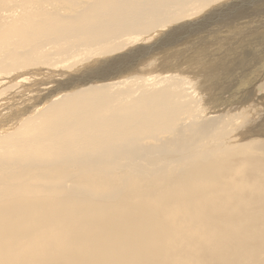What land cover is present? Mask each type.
Returning <instances> with one entry per match:
<instances>
[{"label": "bare ground", "instance_id": "1", "mask_svg": "<svg viewBox=\"0 0 264 264\" xmlns=\"http://www.w3.org/2000/svg\"><path fill=\"white\" fill-rule=\"evenodd\" d=\"M240 1L0 0V264H264V139H241L264 129V70L216 111L132 121L155 78L220 76L195 46L132 88L190 40L224 30L234 70L261 58L241 37L264 0Z\"/></svg>", "mask_w": 264, "mask_h": 264}, {"label": "rangeland", "instance_id": "2", "mask_svg": "<svg viewBox=\"0 0 264 264\" xmlns=\"http://www.w3.org/2000/svg\"><path fill=\"white\" fill-rule=\"evenodd\" d=\"M243 2H245V1H243ZM243 2L241 0L240 1V5ZM251 10H253V9H251ZM251 20H253V19H251ZM260 29L261 28H259L257 31H254L251 34L246 33L245 36L241 37V39L247 40L248 44L252 45L253 47H256L257 50L261 51V58L260 59H255L253 63H251L252 61L251 62L249 61L246 66H244V64L241 65L243 67L237 66L235 70L232 69V67L230 66V63H229L230 61L228 62L227 58H225L226 57V53L229 54V52L231 51V49H232V47L234 46L235 43L227 41L228 44H231L230 47H228L229 45H227V43L225 41L229 37V35H226V32L224 30H221L220 31L221 33L219 35L220 37H218L217 39L208 41L209 40L208 39L209 36H207V37H204L202 39L195 38L193 40H190L191 43L190 42H186L185 47L181 51H176L172 55V57H170L169 60L164 62V64H162L160 67L156 66L153 69L142 71L140 73V75L134 80V82L131 83V84H133L132 88L139 87L140 85H142L145 82L146 78L148 80L149 77H151V78L159 77L160 75H163L165 73H171L172 75H174V73H176L177 69H178L177 68L178 67V62H180V61L190 62L191 59L195 57L197 52L200 51V50L197 51V50H195L193 48V47L196 46V47L202 48L201 50L205 51L206 53H204V54L198 56L197 58H195L191 62V64H193V63L196 64L202 58L203 55H205L208 52L212 51V52H210L211 56L207 55V57H208L207 59L208 60L207 61L204 60L205 63L204 64L202 63L199 66V69H201V71H203L202 70L203 68L209 67V68L212 69L211 72L213 74H220V76L215 77V78H211V79L207 78V80H206V79H203L204 77L205 78L207 77V75L205 74V76L202 78V80H203L202 82H199V80H198V83H195L194 81H192L191 83H192L193 86L190 85V84H183L182 85V84L177 83V80L174 79V76L172 78H170V79L169 78H155V84L159 83V81L161 79H163L166 82H168V84H171V86L164 87V88L162 87L161 89L154 90L155 93H156V94H154L155 96H152V97H148L147 96L146 99H144V101L138 107L135 106L139 110H141L143 112L147 111L148 113L146 112V113L139 114L140 116L141 115L143 116V119H142V117L139 119V115L137 114L138 118L135 119V120H132V121H136L138 124H141L143 121L145 122V119H146L148 121L150 120L149 121L150 123H154V124L160 125L159 124L160 122L161 123H165L163 120L166 119L168 116L172 115V116H175V118H177L178 122H179V121L182 120V118L186 117L187 115H190L191 112H194V111H192L193 109L196 110L197 108H202L203 107L202 109H200V111L205 109V111L202 113L203 115L207 112V110H208L207 108H209L210 106H211L210 108H212L213 111H216L219 108V105H221V101H217L218 99L225 98V100H224V102H225L227 100L230 101V99H232L234 97V99H232L231 101H233V100L235 101L236 100L235 102H238L237 99L239 97H242L243 93H244V95H245V93H247L246 91H248L249 85H250V88H251V81H254L255 79L259 80L258 79L259 77L258 78H254V76H256V74L259 75L261 73L260 71L264 70V52H263L264 51L263 50V48H264V29L261 30L262 32H259ZM209 32H210V30L205 31V34H208ZM224 35H226L227 37L225 38ZM250 38H251V40H249ZM231 41H234V40H231ZM203 42H205V43H203ZM257 42L259 44H261L262 47H260V45L257 46L256 45ZM202 43L205 44V46ZM221 43H223V44H221ZM201 45H203V46H201ZM225 46H226V49H225ZM192 48H193V50H190ZM221 48L223 50H221ZM186 51H188V52H186ZM184 53H185V55H184V58L182 59V55ZM216 55H217V57H216ZM204 57H206V56H204ZM211 59L212 60L215 59L217 61L216 62L217 64H215L214 66L213 65L212 66H209V65L206 66L207 63L211 62ZM171 64L174 65L172 70L170 69V70L166 71L167 67H169ZM225 65H228V67H226ZM221 66H222V68H221ZM223 66H224V68L226 67V69H224ZM189 67L192 68V66H189ZM212 67H214V68L218 67L217 71L220 72L222 70V72L221 73H218V72L216 73V70L213 69ZM230 67H231V69H230ZM239 67H241V68H239ZM223 69H224V72H223ZM225 70H229V71L227 72ZM260 75H263V73L260 74ZM199 79H201V77ZM248 79H250V80H248ZM137 80H139L140 82H137ZM234 80L236 81L235 83H233ZM257 80H256V82H257ZM231 81H233V82H231ZM247 81L249 83L245 84V82H247ZM161 82H163V81H161ZM139 83H141V84H139ZM227 83H230V84L227 85ZM229 86H230V88H229ZM224 87L227 88V89H224ZM172 88H174V89H172ZM215 88L218 89V91H216ZM210 89L212 91L214 90V92L216 91V94H213L214 92L207 93ZM222 90H223L224 94H223V92H221ZM140 92H142V91L139 90V93ZM150 92H152V91H150ZM239 93H240V95H238ZM241 93H242V95H241ZM149 94L150 93H148V95ZM211 94H213V95H211ZM162 96H164V98L169 97V99H164V98H162ZM229 96H230V99H229ZM214 100L216 102H214ZM209 102H210V104H209ZM181 103H182V105H181ZM172 106H173V108H172ZM137 108L134 110L135 112H136V110H138ZM229 108H230V106L227 109H229ZM163 112H165V113H163ZM221 115H223V114H221ZM259 115L262 116V121L264 122L263 113H261ZM154 116H155V119H154ZM178 117H180V118H178ZM129 118H132V117H129ZM171 119H174V117L171 118ZM217 119L218 120L219 119L222 120L223 118L220 117V118H217ZM141 120H142V122H141ZM155 120H158L159 122L155 121ZM144 122H143L144 126L148 124L147 121H146V123H144ZM178 122H177V120H173L170 123H165L164 126H166L165 128H167L169 126H175V125L178 124ZM260 122L261 121H260L259 117L257 116L254 119V124H258ZM241 124H242V122H236V123H234V127H238ZM221 127H223V126L221 125L220 128ZM165 128H163V129H165ZM247 129H249V128H247ZM247 129H242V133H243L244 136L241 137L240 135H238L237 137L240 136L241 139H243V137L245 139L252 138V140L255 137H258V138H255V140H258L259 138L264 139V136H263L264 135V129H262V128H260V129L253 128L251 130L250 129L247 130ZM230 131H233V130H230ZM236 135L237 134H234L233 136H236ZM96 138H98V136ZM241 139L239 141H246V140H241ZM99 140H101L100 137H99Z\"/></svg>", "mask_w": 264, "mask_h": 264}]
</instances>
